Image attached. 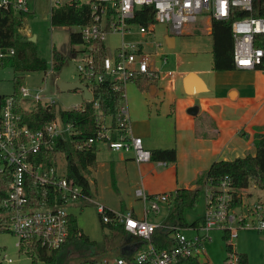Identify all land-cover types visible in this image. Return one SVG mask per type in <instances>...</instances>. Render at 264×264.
I'll return each mask as SVG.
<instances>
[{"label":"built area","instance_id":"2783aa9c","mask_svg":"<svg viewBox=\"0 0 264 264\" xmlns=\"http://www.w3.org/2000/svg\"><path fill=\"white\" fill-rule=\"evenodd\" d=\"M32 1L0 0V9L31 13L34 12ZM67 1L57 0V3ZM81 1L90 3L93 11L94 22L80 26L86 41H105L109 32L122 35L116 50L107 45L110 47V54L106 47V55L100 67L95 63V45L83 44L77 50L81 57L74 60L78 62L81 77L90 83L104 80L126 82L137 73L152 74L155 70L151 67L150 54L144 51V42L127 40L125 36L138 34L142 40L147 34L155 35L158 23L167 24L173 33L180 35L187 25L197 23L201 18H204L202 21L207 25H213L214 20H231L236 67L255 69L264 60V48L255 44L256 36L264 34V14H254V10L260 8L261 0ZM141 8H152L154 11V20L147 25L133 22ZM15 53L14 47H0V67L4 66L7 57ZM88 87L91 90L89 85ZM20 91L23 109H26L22 104L25 97H31L36 106H55V100L42 94V89L32 91L23 85ZM108 119L110 118L105 119L103 130L98 132L96 139L106 142L113 150L132 152L138 163L152 160L151 150L144 145L142 137L132 132L128 111L123 105L117 114L120 128L112 129ZM77 132L72 123L65 122L60 116L40 127H30L17 107L14 93L0 95V190L6 187L2 201L3 211L0 212V229L17 237L19 250L28 243H36L49 249L61 247L69 235L70 205L79 202L81 197L85 200L92 199L83 194L80 185L67 178V164L63 173L59 171L58 155L63 153L65 156L64 152L57 153L49 162L45 157V153L53 150L58 140L70 139ZM112 132L118 135L116 139L111 138ZM94 141L95 138L91 137L78 143L77 147L83 148ZM30 183L37 190H30ZM233 189L230 177L225 176L215 187L214 193L210 191L204 213L205 223L199 227H190L196 229L197 234L189 237L184 229H176L172 234L175 244L169 249H160L152 241L154 231L162 223L150 220L149 216L159 214L162 206L168 204L170 193L148 194L137 189V195L145 204L144 217H137L132 211H113L114 216L111 217L107 213L110 209L99 203L98 209L104 222L124 223L125 230L134 237L130 244L133 247L131 258L128 260L119 256L117 264H199L205 239L199 234L200 230L206 231L208 236L211 229H220L228 232L230 238H235L239 229L251 226L262 234L264 264V202L247 205V212L236 214L237 206L231 205ZM140 239L143 242L138 245ZM232 246L234 251L230 264H238V253ZM22 252L26 253L25 250ZM2 263L14 264V259L8 257Z\"/></svg>","mask_w":264,"mask_h":264},{"label":"trees","instance_id":"16d2710c","mask_svg":"<svg viewBox=\"0 0 264 264\" xmlns=\"http://www.w3.org/2000/svg\"><path fill=\"white\" fill-rule=\"evenodd\" d=\"M152 8H141L137 11V16L133 22L147 25L154 20ZM32 12H16L13 9H0V47H14L15 55L7 57L4 66H12L15 72L25 71H47L49 61L40 56L32 40L25 37L22 33L25 18ZM254 14H264V0H261L259 9L254 10ZM50 20L53 26H86L91 25L93 20V11L90 3L81 0H70L61 4H54L51 7ZM213 37V69L214 70H232L236 69L234 61V36L231 28V20H214L212 25ZM72 44H93L95 45L94 57L97 67H100L102 60L106 55L107 44L103 40L86 41L81 31H74L70 35ZM256 46L264 48V34H258L255 38ZM53 67L60 70L64 63L65 57L56 49L52 52ZM3 66V67H4ZM264 70V60L256 67ZM158 71L152 74L137 73L127 79L122 80H104L93 81L88 84L91 87L94 98L84 101L80 108L63 109L57 111L53 105H38L32 110H26L21 107L22 99L21 87L25 85V79L22 76L14 77V95L16 104L23 115L24 121L33 128L53 120L60 116L65 122L72 123L77 133L73 134L70 139L58 140L53 150L45 153L46 161L59 152H64L67 161V178L75 184L82 187L84 195L92 197L91 184L88 175L97 165V154L99 151L100 140L96 139L98 132L103 130L102 124L106 123V118H110V127L112 129L120 128L117 114L119 113L122 103L126 98L125 85L127 82H134L141 91H148L156 84ZM83 82L85 79H81ZM264 128H258L255 133L253 143L256 147V154L247 153L244 157H237L232 160L214 161L208 169L198 174L194 181L195 186L189 188H178L175 192L170 193L168 201L169 213L167 214L162 225L156 228L153 233L152 241L160 249H169L175 244L172 234L176 229H186L193 226L199 227L205 223V217L202 216L195 221L190 222L187 213L194 209L200 201L202 189L209 185L211 192L214 193L215 187L220 184L221 180L228 176L233 186L232 206L236 207L241 203V190L255 185L264 190ZM95 138L91 145H84L78 148V143H83L89 138ZM118 135L111 133V138L116 139ZM152 160L163 162H175L177 160L176 147L153 148L151 149ZM30 190H37L32 183L29 184ZM6 187L0 190V212L3 211V197ZM81 200L85 198L81 197ZM107 213L113 217L114 212L107 210ZM102 227L109 228L121 235L123 238V251L120 257L130 259L133 247L131 242L134 237L130 235L121 222H104L100 213ZM1 222V221H0ZM0 231H5L1 230ZM225 237L229 238L226 232ZM143 239L138 241L142 244ZM96 241L91 239L83 229L78 225L76 216L71 213L69 216V235L66 242L57 249H49L36 243H28L23 246L22 250L32 258V264L45 262L47 264H70L74 255L86 256ZM228 249L231 254L233 246L228 243ZM230 256L226 264H230ZM89 258V257H87ZM90 260H93L90 258ZM0 264H3L0 261ZM238 264H248L247 255L238 254Z\"/></svg>","mask_w":264,"mask_h":264},{"label":"crops","instance_id":"0c3cea01","mask_svg":"<svg viewBox=\"0 0 264 264\" xmlns=\"http://www.w3.org/2000/svg\"><path fill=\"white\" fill-rule=\"evenodd\" d=\"M203 24L205 32L212 36V25ZM168 30L166 43L175 49L172 68L166 73L154 69L158 71L157 81L148 91H141L137 85V93L132 89L140 102L138 121H132L129 104L122 105L128 111L132 132L142 137L144 145L150 150L174 146L177 160L138 163L132 152L109 148L110 206L104 205L111 211H132L135 216L144 217L145 204L137 195V189L152 194L194 187L198 174L214 161L256 154L253 139L258 128H264V70L238 67L214 70L213 40L210 55L194 53V60L186 62L183 57L188 55L176 48H183V52L194 51L191 48L195 38L191 34L198 28L187 25L182 35L173 33L170 28ZM128 40L143 39L139 36V39ZM187 45L190 46L186 48ZM190 72L202 82L199 90L187 92L184 79ZM128 83L125 85L126 94ZM94 171L92 169L88 175L92 192L95 191L91 179ZM112 179L117 186L115 189L111 187ZM208 187L205 186L206 189ZM249 188L241 190V205H252L244 201L253 195L247 194H250ZM210 191L211 188L206 191L205 211ZM262 201L258 198L253 204Z\"/></svg>","mask_w":264,"mask_h":264},{"label":"rangeland","instance_id":"374dc122","mask_svg":"<svg viewBox=\"0 0 264 264\" xmlns=\"http://www.w3.org/2000/svg\"><path fill=\"white\" fill-rule=\"evenodd\" d=\"M62 2L67 0H61ZM57 0H33L32 6L34 12L25 18L22 33L29 39L34 37V46L38 54L49 61V68L47 71H25L15 72L12 66L0 67V95H10L14 92V77L16 75L22 76L25 79V85L32 91L42 89V94L55 100V107L57 111L63 109L80 108L84 101L82 90H63L58 82V78L64 81H78L81 80V74L78 69V62L74 58H80L81 55L77 50L82 47L81 44H72L70 35L74 31H80V26H53L50 20V12L52 5L56 4ZM202 20L204 18H201ZM199 20L194 23L198 30H195L192 37L195 39L194 51L183 52V48H176L180 53L188 55L183 57V60L193 61L194 53L211 54L212 36L207 34L202 25L203 21ZM206 25V24H205ZM169 27L167 24L158 23L155 27V35L147 34L142 40L144 42V51L150 54V63L154 69L160 70L161 73H166L169 68H172L174 63V48H170L166 43V35ZM182 35V34H180ZM137 36V37H136ZM186 36V35H185ZM190 36V35H188ZM125 39H139V35H126ZM122 35L119 33H107L105 43L111 46L114 50L120 44ZM158 43V45L156 44ZM190 45L185 46L188 48ZM56 49L65 57L64 63L60 70L53 67L52 52ZM189 49H186V51ZM167 58L168 62H165ZM182 59V58H181ZM187 64V63H186ZM190 65V64H187ZM185 65V66H187ZM90 84L89 81H84ZM138 89L136 84H127V94L123 105L126 102L129 104L131 119L133 122L138 121L140 115V102L137 98ZM23 107L26 109H34L36 103L31 97L23 99ZM110 119H108V124ZM99 153L97 156V165L93 176L91 177L95 191L93 189L92 199L80 200L73 203L69 207V211L73 213L78 225L83 231L96 241V245L88 252L87 258L83 255H74L71 258L70 264H117L116 259L123 251V238L114 231H110L107 227H102L99 203L110 206V150L106 142H99ZM66 158L63 153L58 155L59 171L63 173L66 170ZM97 183H96V182ZM111 187L115 189L116 183L112 179ZM202 189L199 203L194 209L187 213L190 222L204 216L205 213V196L207 190ZM249 198L244 199L251 204L256 202L258 198L264 200V191L258 187L249 188ZM247 212L246 206L239 205L235 208V213L240 214ZM169 213V206L164 204L161 211L157 215L151 214L154 221L162 223ZM184 232L189 237H194L197 234L196 229L186 228ZM199 234L204 236L203 252L200 255L199 264H226L227 258L231 252L228 249V243H231L236 248L238 254L243 253L247 255L248 264H262L263 254V240L262 234L254 227H245L238 230V236L235 238L225 237L226 232L220 229H211L208 233L200 230ZM17 237L8 231H0V261L6 262V258L14 259V264H32V258L19 250L17 246ZM234 251V249H233ZM232 251V253H233ZM233 255V254H232ZM93 259V260H90ZM39 264H47L39 262Z\"/></svg>","mask_w":264,"mask_h":264},{"label":"water","instance_id":"95a60500","mask_svg":"<svg viewBox=\"0 0 264 264\" xmlns=\"http://www.w3.org/2000/svg\"><path fill=\"white\" fill-rule=\"evenodd\" d=\"M30 40L34 41V37ZM107 52L110 54V47H107ZM60 87L63 90L80 89L83 92L86 100H92L94 98L93 92L89 89L88 85L81 80L78 81H64L58 78ZM202 80L195 73H188L184 79V86L187 92H192L194 89L199 90Z\"/></svg>","mask_w":264,"mask_h":264}]
</instances>
